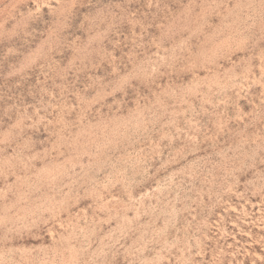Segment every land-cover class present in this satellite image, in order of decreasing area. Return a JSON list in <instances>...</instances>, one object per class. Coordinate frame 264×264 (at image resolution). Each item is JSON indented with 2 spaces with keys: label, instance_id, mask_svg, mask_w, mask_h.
I'll list each match as a JSON object with an SVG mask.
<instances>
[{
  "label": "rangeland",
  "instance_id": "rangeland-1",
  "mask_svg": "<svg viewBox=\"0 0 264 264\" xmlns=\"http://www.w3.org/2000/svg\"><path fill=\"white\" fill-rule=\"evenodd\" d=\"M0 264H264V0H0Z\"/></svg>",
  "mask_w": 264,
  "mask_h": 264
}]
</instances>
